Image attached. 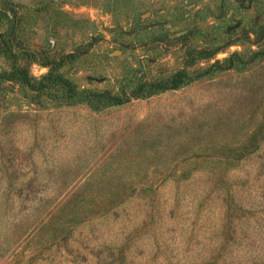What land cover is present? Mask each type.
<instances>
[{"label": "rangeland", "instance_id": "374dc122", "mask_svg": "<svg viewBox=\"0 0 264 264\" xmlns=\"http://www.w3.org/2000/svg\"><path fill=\"white\" fill-rule=\"evenodd\" d=\"M0 264H264V0H0Z\"/></svg>", "mask_w": 264, "mask_h": 264}, {"label": "trees", "instance_id": "16d2710c", "mask_svg": "<svg viewBox=\"0 0 264 264\" xmlns=\"http://www.w3.org/2000/svg\"><path fill=\"white\" fill-rule=\"evenodd\" d=\"M212 54V52H211ZM259 55V54H256ZM32 57L35 56L34 54L31 55ZM10 60H13L12 65V72L5 76L8 80H16L19 81L21 84L31 88L32 90H41L47 88V84L53 88V95L58 98H62L67 100L73 104H77L80 102H86L89 106L93 107L94 109H101L110 106H118L123 105L131 99L132 95H141L142 97H147L157 93L158 91L165 90V87L161 86L160 84H153V83H145L139 85L136 90L131 92V94H127L123 92V94H114L110 91L107 92H87V91H79L76 90V87L67 79L63 78L60 75L55 74V68L57 63H50L52 65V69L49 74L42 77L41 80L36 81L34 77H32L29 73L27 67H23L18 65L16 62V54H11L8 56ZM48 65V64H47ZM214 67V68H213ZM239 64H235L233 58L227 59L224 62H218L212 68L206 70L209 72L210 70L216 71H224V70H231V69H239ZM210 71V72H211ZM190 73L179 71L176 73L173 78L171 79V83H175L173 87H180L183 84H187L189 80ZM187 81V82H186ZM140 93V94H137ZM249 152H246V154ZM245 154V152H244Z\"/></svg>", "mask_w": 264, "mask_h": 264}]
</instances>
